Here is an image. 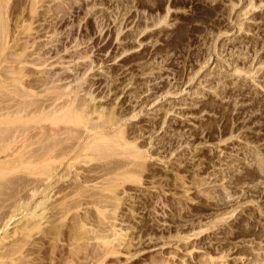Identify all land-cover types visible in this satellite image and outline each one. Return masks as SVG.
<instances>
[{"label": "rangeland", "instance_id": "1", "mask_svg": "<svg viewBox=\"0 0 264 264\" xmlns=\"http://www.w3.org/2000/svg\"><path fill=\"white\" fill-rule=\"evenodd\" d=\"M22 1L7 2L9 26L15 29L14 17L23 16L21 24L32 21V30L20 34L21 43H47L50 54L60 49L64 57L49 71L69 75L66 83L76 87L90 62L82 80L88 82L81 84L87 92L89 81L96 83L90 91L95 104L121 109L126 117L135 113L129 123L153 129L152 139L145 135L151 141L146 154L153 156L146 160L149 169L140 182L125 183L128 192L121 195L139 199L136 217L117 226H137L130 237L139 245L131 252L145 247L106 264H152L166 257L169 264H212L218 255H226L224 264L264 263V0H43L36 17L29 14V0ZM78 53L85 57L69 59ZM39 68L45 75L46 66ZM86 92L81 89L88 97ZM28 179L1 177L7 183L0 202L18 200ZM130 200L121 209L127 215ZM70 219L65 222L72 226ZM144 223L155 229L162 223L153 240L139 232ZM203 223L211 225L207 232L162 245L159 229L175 237ZM52 242L45 238L39 250L48 256ZM65 243L54 250L66 251Z\"/></svg>", "mask_w": 264, "mask_h": 264}, {"label": "bare ground", "instance_id": "2", "mask_svg": "<svg viewBox=\"0 0 264 264\" xmlns=\"http://www.w3.org/2000/svg\"><path fill=\"white\" fill-rule=\"evenodd\" d=\"M8 1L0 0V178L17 173L29 179L18 189L19 193L25 190L18 200H10V204L0 202V264H106L112 256L122 252H126L128 260L145 245L131 252L135 239L130 235L137 226L128 223L117 227L120 222L136 217L137 202H140L133 194L121 195L127 191L125 183L140 182L149 169L146 160L153 156L146 154L149 150L145 147L151 145V141L147 142L145 135L149 133L152 139L153 129L142 121L129 123L131 117L137 116L135 113L126 117L128 114L121 109H103L95 104L97 96L90 91L96 83L89 81L87 92L86 85L84 90L81 84L87 70L93 67L90 62L75 78L78 85L69 86L71 82L66 83L69 75L56 73V70L51 72L52 68L47 67L64 57L59 55L60 49L53 48L55 51L50 54V48H45L47 43L42 46L33 40L31 44L26 39L20 42L23 39L20 34L32 30L31 19L39 14L36 6L40 3H37L40 1L43 6V2L49 0H29V8L26 7L34 17L28 15L31 22L21 24L22 14V19L13 14L14 30L8 23L11 15H8L10 8L7 12ZM55 8L62 12L61 6ZM78 54H69V59L85 57ZM30 66H34L32 72ZM39 67L45 68V75L38 71ZM36 73L40 76H35ZM81 89L88 97L81 94ZM6 183L0 182V189L6 187ZM129 198L132 200L127 215L121 209ZM67 218H71L72 226L65 222ZM64 224L69 228L63 232ZM161 224L156 226L161 227ZM203 224L198 225V230L192 227L191 234L178 233L175 237L169 231V236L165 237L162 235L164 229H159L160 238H165L162 245L169 244L173 238L185 242L191 236H199L211 226ZM153 227L144 223L139 232L155 235L158 227ZM154 235L147 237L149 241ZM45 238L53 241L48 256L39 250ZM63 241L67 250L55 251L57 242ZM224 257L226 255H218L211 263L224 264ZM152 264H169V261L166 257Z\"/></svg>", "mask_w": 264, "mask_h": 264}]
</instances>
